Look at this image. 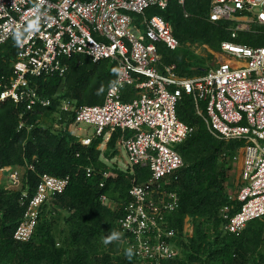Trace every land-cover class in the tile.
Returning a JSON list of instances; mask_svg holds the SVG:
<instances>
[{
	"label": "built area",
	"instance_id": "1",
	"mask_svg": "<svg viewBox=\"0 0 264 264\" xmlns=\"http://www.w3.org/2000/svg\"><path fill=\"white\" fill-rule=\"evenodd\" d=\"M167 4L168 0H0V44L19 34L10 75L0 83V100L9 98L26 109L48 106L51 97L31 79L63 76L72 54L116 63L115 79L102 102L75 106L63 99L59 107L74 112L70 131L84 145L117 132L112 157L102 152L101 140L97 147L108 166L133 174L116 225L133 248L137 264H162L179 254L178 230L168 219L178 195L164 184L185 165L177 145L194 131L177 115L184 95L191 97L195 112L215 137L242 140L236 190L228 193L231 201L218 208L223 229L237 232L250 220L264 217V42L234 39L240 32L264 36V0H209L208 19L228 22L230 38L220 41L226 56L191 75L179 72L175 62L162 61L160 44L173 49L180 42L168 21L148 9ZM33 22L36 27L30 28ZM142 166L148 168V176L138 181L134 173ZM5 170L7 186L20 187L18 166L0 167V172ZM103 173L108 176L111 170ZM67 182V176L44 172L31 195L22 192L24 210L13 238L24 241L31 236L42 205ZM99 198L115 205L105 193Z\"/></svg>",
	"mask_w": 264,
	"mask_h": 264
},
{
	"label": "trees",
	"instance_id": "2",
	"mask_svg": "<svg viewBox=\"0 0 264 264\" xmlns=\"http://www.w3.org/2000/svg\"><path fill=\"white\" fill-rule=\"evenodd\" d=\"M208 6L209 0H168L163 9H148V13H160L179 40L178 47L170 49L160 44L159 50L162 61L175 62L181 73L205 70L198 58L192 59L188 53L190 44L200 42L220 50V41L230 38L228 22L210 21ZM18 39L16 34L0 44V83L10 75ZM234 39L264 42L263 35L245 32ZM67 62L63 76L31 79L43 95L51 97L48 106L26 109L23 103L9 98L0 100V167L19 166L23 170L20 187L0 184V264H137L134 256L131 260L125 256L127 245L121 253L103 246V239L111 235L123 214L133 174L110 167L100 158V137L84 145L70 130L42 121V116L57 113L61 118L67 114V122L73 119V111L60 109L63 99L73 101L75 106L102 102L115 79L116 63L108 58L93 61L82 54L70 55ZM176 111L181 120L194 126V131L177 145L185 165L164 184L178 195V205L168 219L178 230L176 243L180 249L177 256L162 264H264V217L230 232L223 229L218 215L219 206L231 201L225 192L226 170L242 140L215 137L195 112L188 95L182 97ZM116 136L117 132L111 134L102 151L107 157L116 153ZM106 170L111 174L105 176ZM44 172L67 176L68 182L62 192L42 205L31 236L16 240L13 231L24 210L20 204L22 192L31 195ZM134 175L139 181L148 176V168H136ZM102 193L115 205L103 204L99 198ZM186 216L192 232L183 237Z\"/></svg>",
	"mask_w": 264,
	"mask_h": 264
},
{
	"label": "rangeland",
	"instance_id": "3",
	"mask_svg": "<svg viewBox=\"0 0 264 264\" xmlns=\"http://www.w3.org/2000/svg\"><path fill=\"white\" fill-rule=\"evenodd\" d=\"M187 49H188V53H190V55L192 56V59L198 58V61L202 63L201 65L205 67V69L214 66L217 63V61L222 60L226 56L221 50L213 49L209 47L207 44L200 43V42H193L192 44L188 46ZM57 114H49L46 116H42V121L44 123H47L48 125H51V127H55V128L64 127L67 130H70L71 122L69 121L67 122V118H68L67 114L63 116V118H61L62 115L60 117ZM60 119H62V121H60ZM86 128L87 126L85 127L84 131L81 132L82 135L86 133ZM99 145L101 146V142ZM237 154L238 155L235 161L234 159L232 160L231 167L226 170V173H227V177L225 180V192L226 193H233L237 187V180H238V175H239L241 161H242L241 149L238 150ZM18 169L20 171L21 178H22L23 170L19 166H18ZM0 184L7 186L8 177L3 176L2 179L0 180ZM20 186H21V183H20ZM184 223H185V232L183 233V237L187 234L188 235L191 234L192 232V224L189 221L187 216L185 217ZM114 231L122 233L121 229L117 225L114 226ZM103 246L105 248L110 247L112 251L115 253H121L124 246H126V242L123 239V233L121 236V240L113 241L111 244H108V245H105L103 243Z\"/></svg>",
	"mask_w": 264,
	"mask_h": 264
},
{
	"label": "clouds",
	"instance_id": "4",
	"mask_svg": "<svg viewBox=\"0 0 264 264\" xmlns=\"http://www.w3.org/2000/svg\"><path fill=\"white\" fill-rule=\"evenodd\" d=\"M30 28H35L36 24L33 22L32 24L29 25ZM19 35V34H18ZM122 233L113 231L111 235L107 236L104 238L103 243L105 245L111 244L113 241L121 240ZM135 255V252L132 247H129L125 250V256L127 259L131 260L133 256Z\"/></svg>",
	"mask_w": 264,
	"mask_h": 264
},
{
	"label": "crops",
	"instance_id": "5",
	"mask_svg": "<svg viewBox=\"0 0 264 264\" xmlns=\"http://www.w3.org/2000/svg\"><path fill=\"white\" fill-rule=\"evenodd\" d=\"M106 137H107V134L103 138L102 137L100 138V140H101V149H103V150L106 148V145H107V140L108 139H106ZM3 176H7L6 170L3 171V172H0V180L2 179ZM183 227L185 229V223H184Z\"/></svg>",
	"mask_w": 264,
	"mask_h": 264
}]
</instances>
